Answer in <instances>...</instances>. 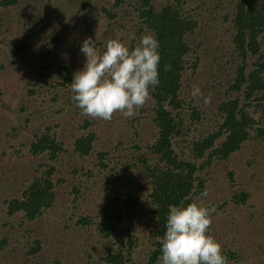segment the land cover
Segmentation results:
<instances>
[{
  "label": "trees",
  "instance_id": "obj_1",
  "mask_svg": "<svg viewBox=\"0 0 264 264\" xmlns=\"http://www.w3.org/2000/svg\"><path fill=\"white\" fill-rule=\"evenodd\" d=\"M18 1L3 0L0 6L9 7ZM89 1H84L79 10L84 11ZM107 1L110 5L102 6L101 10L110 24H117L122 15L134 14L130 48L146 32L154 34L160 43V83L139 109L138 117L125 118L120 113H114L108 121L114 124L116 120L126 119L133 132H126L110 149H96L94 141L98 134L92 127H96L97 122L83 115L71 99L70 83L79 62L68 61L65 57L50 73L55 82L52 86L58 85L56 88L61 90L52 92L48 103L44 97H38L36 87L44 82V73L28 90L29 105L21 106L20 110L29 109L38 98L41 99L39 104L41 102L51 110L55 106L53 103L57 105L59 99L63 100L61 104L74 107V113L83 120V124L77 121L82 133L68 145L74 154L70 162L78 159L92 162L93 168L81 167L86 170V178H101L110 173L118 180L127 175L144 173L146 189L142 193L129 186L122 191L123 198L119 195L113 197V206L110 201H104L95 216H80L76 223L85 229L94 228L105 240L113 239L117 243L111 250L93 258V264H158L161 254L159 238L165 231L170 204L202 201L212 209L211 234L214 216L219 210H224L228 202L231 201L236 210L249 205V193L236 189V176L232 169L227 172L232 187L230 198L206 203L201 200L200 194L206 191L215 176L214 171L226 165L247 140H264V0H214L212 11L208 10L206 0H193L196 5L191 8L186 7L189 0H169L161 6L153 0ZM81 23L85 25L84 20ZM55 40L58 42L57 37ZM10 47L14 62L28 53L27 43L14 40ZM211 50V56L216 59L213 61L219 67L223 64L219 83L212 82L210 75L207 79H195L200 70L198 62L202 51ZM218 53L221 54L219 58L216 57ZM50 63L48 61L43 67H50ZM165 65L169 66L167 70ZM194 85L199 86L206 96L209 92L217 93L220 88L222 96L217 98L211 94L210 102L205 104L203 98L192 97ZM35 95L38 98L32 100ZM3 105L9 106L6 103ZM28 116L31 115H27V120ZM144 117L151 121V137L147 131H139L138 124ZM38 130L30 151L36 156L47 155L49 163L47 169L35 175L27 185L24 199L11 197L3 200L8 204L5 213L10 217L23 211L21 217L34 221L54 205L58 194L55 187L66 181L60 177L55 179L53 175L58 170L56 163L64 161L69 151L67 146L51 132L50 127L41 134L38 133L41 129ZM152 155L157 158L149 163ZM118 164L122 165L124 173L117 170ZM24 181L28 180L24 178ZM78 186L74 187L75 193L80 192ZM143 216L151 221V225L140 222ZM33 227V230L27 231H35V225ZM231 229L233 234L229 238L233 245L224 252L226 246L220 243L227 256V264L230 260L242 259L248 253L240 246L243 241L239 235L241 228L237 233L234 226ZM37 238L24 245L23 254L26 258L33 256V259L31 262L22 259L20 264H38L37 255L42 250V244ZM236 238L240 240L234 241ZM55 264H60V259Z\"/></svg>",
  "mask_w": 264,
  "mask_h": 264
},
{
  "label": "rangeland",
  "instance_id": "obj_2",
  "mask_svg": "<svg viewBox=\"0 0 264 264\" xmlns=\"http://www.w3.org/2000/svg\"><path fill=\"white\" fill-rule=\"evenodd\" d=\"M84 1L86 0H19L17 4L9 7L0 6V208L3 209L0 211V264H20L22 259L31 262L33 256L26 258L23 254L24 245L36 236L42 244V250L37 255L38 264H55L57 259H60V264H93V258L111 250L117 243L113 239L105 240L94 228L78 226L77 219L83 215L95 216L104 201H110L113 206V197L119 195L123 198L122 191L129 186L136 188L138 193L146 189L143 172L118 180L110 173L101 178H86V170L81 167L93 168L94 164L86 163L82 159L70 162L74 154L71 146H68L74 137L82 133L78 124L82 125L83 120L74 113L73 106L61 104L62 99H59L57 105L53 103V110L41 102L38 103L41 100L38 97H44L48 103L52 92L61 90L56 88L58 85L52 86L54 78L50 73L60 65L63 57L68 61L79 62L77 71L83 67L84 57L79 49L85 38L96 40L101 52L110 39H119L128 46L130 44L133 27L131 19L134 14L122 15L117 24H110L101 10L102 6L110 5L107 0H90L86 9L80 11ZM167 1L169 0H153L157 6ZM206 1L208 10L212 11L214 0ZM194 5V1L189 0L186 7L191 8ZM83 20L85 25L81 23ZM56 37L59 43L55 40ZM14 40L28 45L26 56L15 62L10 47ZM207 51H202L200 55V70L195 79H207L210 75L212 82L219 83L223 64L219 67L213 61L216 59L211 56L212 50ZM216 55L217 58L221 56L220 53ZM46 60L52 62L48 68L43 67L48 64ZM44 73V82L36 87L39 95L32 97V100L38 98L37 103L30 104L29 109L21 111V106L29 105L28 90L32 89V84ZM209 93L217 98L222 96L220 88L217 93ZM203 96L206 97L205 94ZM3 103L8 104V108ZM29 114L31 116L27 120ZM138 114L139 112L136 115ZM77 121L80 123L77 124ZM93 121L97 122V126L92 127L98 134L94 141L96 149H110L126 132L132 131L126 119L116 120L114 124L98 118H93ZM140 121L139 131H147L151 137V121L147 117ZM47 127L51 128V132L69 150L64 161L59 160L56 163L58 170L53 175L55 179L60 177L66 181L56 185L58 194L54 205L35 218V222L21 217L23 211L10 217L5 213L8 204L3 200L11 197L24 199L25 188L33 177L47 169V155L36 156L30 151L37 130L41 129L38 132L41 134ZM156 158L152 155L149 163ZM229 169L235 173L236 189L249 193V205L242 210H236L232 207V202H228L224 210H219L212 220V235L220 243L223 242L226 246L225 252L233 245L229 238L233 234L231 226L235 227L236 233L241 228L239 235L243 241L240 246L248 250V253L242 259L230 260L228 264H264V140H247L226 165L218 167L206 188L207 196L201 200L211 203L231 197L232 187L227 179ZM117 170L124 173L120 164ZM24 178L28 181H24ZM76 185H79V193L74 192ZM140 222L151 225L146 216ZM34 225L35 231H27L33 230ZM238 240L240 239L236 238L234 241Z\"/></svg>",
  "mask_w": 264,
  "mask_h": 264
},
{
  "label": "clouds",
  "instance_id": "obj_3",
  "mask_svg": "<svg viewBox=\"0 0 264 264\" xmlns=\"http://www.w3.org/2000/svg\"><path fill=\"white\" fill-rule=\"evenodd\" d=\"M159 49V40L151 32L142 34L131 48L119 39H110L102 52L96 40L85 38L79 49L83 67L70 83L76 107L83 115L104 121H110L114 113L125 118L136 115L160 83ZM191 95L203 97L205 104L210 102L211 93L203 96L199 86H192ZM211 211L202 201L170 204L165 231L159 238L158 264H227L222 245L210 232Z\"/></svg>",
  "mask_w": 264,
  "mask_h": 264
}]
</instances>
